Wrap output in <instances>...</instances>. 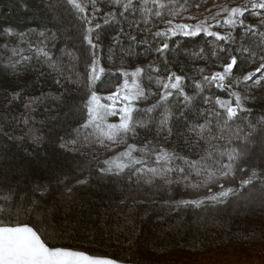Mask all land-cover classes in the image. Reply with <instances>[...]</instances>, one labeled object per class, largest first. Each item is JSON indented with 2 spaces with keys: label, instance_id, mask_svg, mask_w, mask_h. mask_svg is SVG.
<instances>
[{
  "label": "snow or ice",
  "instance_id": "6c2138e0",
  "mask_svg": "<svg viewBox=\"0 0 264 264\" xmlns=\"http://www.w3.org/2000/svg\"><path fill=\"white\" fill-rule=\"evenodd\" d=\"M66 2L76 10L84 24L83 40L89 46L91 57L85 73L77 71L79 57L67 48L61 49L59 56L55 54V42L60 38L55 32L42 31L35 40L31 39L30 33L15 34L19 39L14 45H0V63L12 69L13 75H18L17 65H30L35 58L37 64L49 70L41 72L38 79L55 74V84L61 87L75 84L84 89L86 99L82 110L85 119L67 136L59 138V148L83 156L85 147L95 145L103 152L97 153L93 148L95 168L89 169L88 176H83L85 169L80 168L75 174L62 172L56 179L37 180L23 186L17 182L14 186L0 188V264H122L113 256L60 242L73 236L79 227L78 222L71 218L72 205L76 203V190L90 183L92 171L101 180H120L130 188H148L150 196L146 199L133 197V205L159 204L168 212L225 204L230 198L255 199L259 196L264 199V168L257 171L247 164L257 145L264 159V112L257 116L254 109L247 106L248 102L256 99L254 89L264 87V31L259 30L264 27V18L260 19L259 26L245 23L247 15L261 16L264 0H245V3L231 7L226 4L203 20L184 17L189 21L196 20L195 23L176 20L195 0ZM195 6L199 7V4ZM154 21L163 23L165 27H158ZM113 22L119 26V31L113 37V45L109 46V60H112L113 47H119L121 37H126L130 42L127 55L133 54L132 45H143L145 52L154 51L163 57V67L149 62L131 70L121 67L115 73L106 70L100 62L99 30ZM222 26L228 30L223 33L215 30ZM237 29L241 33L239 37L234 35ZM5 34L9 37L14 35L12 29H6ZM201 34L212 38L205 43L216 61L222 55L228 57L219 65L221 70L205 74L206 68H197L199 79L171 71L165 56L170 49L169 42L175 37H197ZM4 52L9 55L4 56ZM65 56L69 58L68 63L64 62ZM193 56L209 58L206 48H200ZM257 62L259 66L254 71L243 76L234 74L239 65ZM162 71L165 75H161ZM109 74H118L123 80L115 85V91L105 95L98 88ZM189 79L195 89L191 95L185 90ZM241 86L244 91L239 90ZM214 90L226 93L227 98L216 95ZM63 95L61 92L53 99L59 101ZM11 96L9 103L24 101V112L12 119L28 126L36 123L32 113L50 94L23 96V90H20ZM152 98L156 99L149 103ZM173 104L176 110H173ZM201 104L204 107H200ZM117 117V122H111L110 118ZM180 121L187 125L178 133L188 146L187 154L170 150L160 143L161 138L165 143L170 142L171 137L177 134L174 128ZM153 128L156 136L141 142L138 130L150 132ZM0 135L9 140L27 137L37 146L44 143L40 130L34 127H29L21 137L9 135L0 128ZM130 140L134 142L129 143ZM120 146L123 150L115 151ZM112 152L115 154L104 155ZM5 160L6 156L0 163ZM175 186H182L192 198L172 199L171 190ZM162 192L168 193V199L156 198ZM128 199L126 195L120 204L124 205ZM58 202L68 205L60 218L57 215ZM81 207H84L83 203Z\"/></svg>",
  "mask_w": 264,
  "mask_h": 264
},
{
  "label": "trees",
  "instance_id": "16d2710c",
  "mask_svg": "<svg viewBox=\"0 0 264 264\" xmlns=\"http://www.w3.org/2000/svg\"><path fill=\"white\" fill-rule=\"evenodd\" d=\"M208 0H195L188 7L177 22L195 23L184 19L196 8L195 4L201 5ZM245 3V0H221V5L237 6ZM220 8V7H219ZM217 9H211L197 20L215 14ZM105 11L108 8H104ZM90 11V6H89ZM137 17L140 13L137 12ZM223 16V14H221ZM167 18V17H166ZM264 18V11L260 17L247 15L245 23L259 26L260 19ZM158 27L165 25L159 23ZM127 28V25H124ZM6 29H12L14 35L9 37L5 34ZM215 30L222 33L227 31L226 26ZM264 31V27L259 28ZM57 33L60 37L55 43V54L60 55V50L67 48L73 52L79 60L77 71L85 73L86 65L91 62L90 49L83 40L84 24L80 20L76 10L66 0H0V45L9 43L11 47L19 39L17 33H30L31 39L35 40L40 32ZM119 26L113 22L103 25L99 30L101 49V64L106 70L115 73L117 69H134L137 65L146 66L149 62H155L162 66L163 57L154 51L145 52L144 46L132 45L133 54H126L130 42L126 37H121V45L113 47L112 60H109V46L113 45V37L117 35ZM135 34V33H132ZM241 35L239 29L234 33ZM203 34L197 37H175L170 43V49L165 53L170 62V70L177 74L186 75L195 79L200 78L197 68H206L209 74L212 71H220V64L227 61L228 57L222 55L216 61L207 48L206 40H211ZM177 41L179 46L177 47ZM153 42V47H155ZM200 48H206L208 59H199L193 53ZM4 56L9 53L4 52ZM69 58L64 57L68 63ZM259 63L239 65L234 74L243 76L254 71ZM36 69V70H33ZM47 67H41L33 58L30 65H17L18 75L12 74V69L0 63V128L3 132L16 137L24 136L29 127L40 130L44 137V143L40 146L33 144L27 137L24 140H9L0 135V160L6 156L7 160L0 163V188L14 186L19 182L22 186L37 180L56 179L62 172L76 173L77 169L83 168V176L89 175V169H94L92 161L93 148L97 153L103 150L93 145L85 147L86 153L81 156L65 152L59 148V138L67 136L72 129L85 119L82 110L83 100L86 99L85 90L75 84H65L63 87L54 83L55 74L45 75L41 78L40 73H47ZM161 75H165L162 71ZM123 78L117 75H106L104 83L99 85L98 90L102 94L115 91V85L122 83ZM185 89L190 95L195 89L192 80L186 81ZM147 87V81L144 80ZM155 91V86H151ZM67 89V91H65ZM23 90V96H39L48 93L50 96L32 115L36 123L25 126L22 122L17 123L12 117H18L24 112L23 99L12 101L11 93ZM244 91L243 87L239 89ZM64 95L60 100L53 97ZM216 95H223L214 90ZM205 94H210L205 92ZM255 100L248 102L247 106L254 109L255 115L264 112V87H256L253 92ZM158 98V97H156ZM156 98L149 100L154 102ZM62 101V102H61ZM143 106V105H142ZM173 110L175 105H172ZM204 107V105H200ZM189 119L192 116L189 115ZM111 122H117V118H110ZM187 127L183 121L177 122L170 142L165 143L163 138L160 143L165 147L175 149L177 152L187 154L188 146L183 137L178 133ZM141 139H153L156 130L150 132L138 130ZM134 141H129L132 143ZM123 146L115 149L122 151ZM104 153V155H114ZM249 168L259 171L264 168V159L261 158L259 146L254 148L251 158L247 161ZM83 176L81 178H83ZM92 179L87 186L76 190V203L72 205L71 218L76 220L79 227L73 236L65 237L63 244H71L77 248L88 249L98 254H106L120 259L122 262L137 264H203L197 257L208 253L235 254L245 258H264V199L257 196L255 199L230 198L225 204H208L203 208H182L179 211L168 212L159 204H135L132 198L146 199L150 196V190L146 187L130 188L120 180H101L95 171L91 172ZM123 190V191H122ZM203 194V193H201ZM129 199L124 205L120 201ZM174 200L192 198L190 192L182 186H175L171 190ZM157 199H168V193H159ZM83 203L84 207H81ZM68 205L63 202L57 204L58 218L63 217Z\"/></svg>",
  "mask_w": 264,
  "mask_h": 264
},
{
  "label": "rangeland",
  "instance_id": "374dc122",
  "mask_svg": "<svg viewBox=\"0 0 264 264\" xmlns=\"http://www.w3.org/2000/svg\"><path fill=\"white\" fill-rule=\"evenodd\" d=\"M220 5L221 0H208L199 5V7L194 8L188 16H193L197 20L209 10L219 8ZM197 258L203 264H264V258H245L232 253L230 255H222L220 253L213 252Z\"/></svg>",
  "mask_w": 264,
  "mask_h": 264
},
{
  "label": "water",
  "instance_id": "95a60500",
  "mask_svg": "<svg viewBox=\"0 0 264 264\" xmlns=\"http://www.w3.org/2000/svg\"><path fill=\"white\" fill-rule=\"evenodd\" d=\"M122 264H137V263L122 262Z\"/></svg>",
  "mask_w": 264,
  "mask_h": 264
}]
</instances>
